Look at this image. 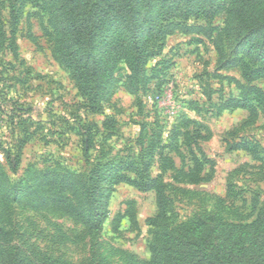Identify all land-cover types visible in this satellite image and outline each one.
I'll return each mask as SVG.
<instances>
[{
    "label": "rangeland",
    "instance_id": "374dc122",
    "mask_svg": "<svg viewBox=\"0 0 264 264\" xmlns=\"http://www.w3.org/2000/svg\"><path fill=\"white\" fill-rule=\"evenodd\" d=\"M49 5L0 0V264L149 261L153 230L146 221L157 212L155 194L111 178L138 181L145 167L155 178L169 160L171 228L188 220L253 223L264 208V78L249 83L238 68L223 67L246 57L248 49L235 42L248 36L245 24L224 12L186 20L205 32L167 36L138 75L119 64L94 112L55 55ZM253 9L261 16L264 0ZM193 156L196 177L205 180L183 183L192 177ZM93 170L101 171L96 199L103 215L94 238L40 202L58 194L84 207L83 180Z\"/></svg>",
    "mask_w": 264,
    "mask_h": 264
},
{
    "label": "trees",
    "instance_id": "16d2710c",
    "mask_svg": "<svg viewBox=\"0 0 264 264\" xmlns=\"http://www.w3.org/2000/svg\"><path fill=\"white\" fill-rule=\"evenodd\" d=\"M257 4L259 0H50L57 30L54 52L70 73L87 109L97 112L119 64L124 63L133 75H138L151 58L160 54L167 36L175 31L205 32L203 26L185 25L186 20L193 17L212 20L224 12L245 24L249 33L235 41L248 49L246 57L226 61L223 67L238 68L250 83L264 78V62L260 57L264 54V9L261 16L255 15L253 7ZM179 138V134H172L175 146L179 145ZM167 162L169 167L163 164L162 173L155 178L148 167L138 181L123 176L111 178L155 194L157 212L146 221L153 230L149 245L151 259L136 260V264H264V247H261L264 208L250 225L215 227L200 220H188L176 229L171 228L169 191L173 188L165 182V172L172 163ZM191 162L186 178L192 177L182 182L204 181L203 177H196L198 159L193 156ZM11 169L15 172L16 166ZM100 172L93 170L90 178L83 180L88 184L84 207H76L58 194L41 199L42 206L64 212L81 224L86 234L97 237L103 223L96 199Z\"/></svg>",
    "mask_w": 264,
    "mask_h": 264
}]
</instances>
